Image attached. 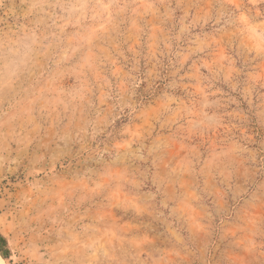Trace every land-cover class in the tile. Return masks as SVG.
<instances>
[{
  "label": "rangeland",
  "instance_id": "obj_1",
  "mask_svg": "<svg viewBox=\"0 0 264 264\" xmlns=\"http://www.w3.org/2000/svg\"><path fill=\"white\" fill-rule=\"evenodd\" d=\"M4 264H264V0H0Z\"/></svg>",
  "mask_w": 264,
  "mask_h": 264
},
{
  "label": "trees",
  "instance_id": "obj_2",
  "mask_svg": "<svg viewBox=\"0 0 264 264\" xmlns=\"http://www.w3.org/2000/svg\"><path fill=\"white\" fill-rule=\"evenodd\" d=\"M0 253L3 255V257H6V255H4V251L1 249V246H0Z\"/></svg>",
  "mask_w": 264,
  "mask_h": 264
},
{
  "label": "bare ground",
  "instance_id": "obj_3",
  "mask_svg": "<svg viewBox=\"0 0 264 264\" xmlns=\"http://www.w3.org/2000/svg\"><path fill=\"white\" fill-rule=\"evenodd\" d=\"M0 264H4V260H3V258L1 257V255H0Z\"/></svg>",
  "mask_w": 264,
  "mask_h": 264
}]
</instances>
